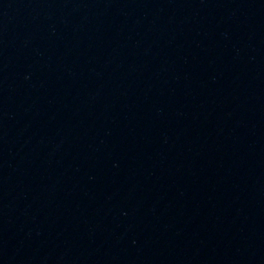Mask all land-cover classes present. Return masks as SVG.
I'll return each instance as SVG.
<instances>
[{"label":"water","instance_id":"obj_1","mask_svg":"<svg viewBox=\"0 0 264 264\" xmlns=\"http://www.w3.org/2000/svg\"><path fill=\"white\" fill-rule=\"evenodd\" d=\"M0 264H264V0H0Z\"/></svg>","mask_w":264,"mask_h":264}]
</instances>
